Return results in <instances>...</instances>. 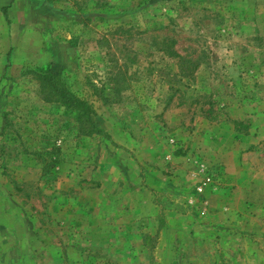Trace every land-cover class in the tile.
Returning a JSON list of instances; mask_svg holds the SVG:
<instances>
[{"label": "rangeland", "instance_id": "obj_1", "mask_svg": "<svg viewBox=\"0 0 264 264\" xmlns=\"http://www.w3.org/2000/svg\"><path fill=\"white\" fill-rule=\"evenodd\" d=\"M0 264H264V0H0Z\"/></svg>", "mask_w": 264, "mask_h": 264}, {"label": "trees", "instance_id": "obj_2", "mask_svg": "<svg viewBox=\"0 0 264 264\" xmlns=\"http://www.w3.org/2000/svg\"><path fill=\"white\" fill-rule=\"evenodd\" d=\"M182 72H185V69ZM182 75L190 76L191 74L182 73ZM35 76L39 84L40 93L46 101L58 103L78 113V119L82 123L79 131L80 135L91 137L102 133V130L95 126L92 121L94 111L91 106L87 101L79 99L67 89L65 83L61 80L60 73L49 72L47 74H35Z\"/></svg>", "mask_w": 264, "mask_h": 264}, {"label": "built area", "instance_id": "obj_3", "mask_svg": "<svg viewBox=\"0 0 264 264\" xmlns=\"http://www.w3.org/2000/svg\"><path fill=\"white\" fill-rule=\"evenodd\" d=\"M204 174H206L204 176V184L205 185H211L212 184V178L209 176V174L206 173V171L204 172Z\"/></svg>", "mask_w": 264, "mask_h": 264}]
</instances>
